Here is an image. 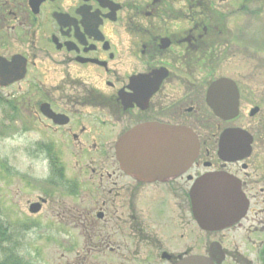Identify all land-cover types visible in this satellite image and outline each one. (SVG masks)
Wrapping results in <instances>:
<instances>
[{
  "label": "flooded vegetation",
  "instance_id": "obj_1",
  "mask_svg": "<svg viewBox=\"0 0 264 264\" xmlns=\"http://www.w3.org/2000/svg\"><path fill=\"white\" fill-rule=\"evenodd\" d=\"M0 75L20 251L264 264V0H0Z\"/></svg>",
  "mask_w": 264,
  "mask_h": 264
},
{
  "label": "rangeland",
  "instance_id": "obj_2",
  "mask_svg": "<svg viewBox=\"0 0 264 264\" xmlns=\"http://www.w3.org/2000/svg\"><path fill=\"white\" fill-rule=\"evenodd\" d=\"M257 82V81H256ZM15 94V93H13ZM3 143L0 140V164L3 160L4 153H6L5 148H3ZM20 158V156L18 157ZM21 204L17 197V188L16 183L12 182L10 186L6 187L3 184V181L0 178V220L7 221V224L10 228L9 239L13 244L5 243V252L8 254L13 253L15 257H24L25 264H51V257L47 258V255H50L49 252L44 254L39 251L38 246L34 240L33 236H25V241H22L23 250L20 251L19 246H16L15 240L12 239V235L19 233V218H20ZM1 223V221H0ZM27 238V239H26ZM25 250V251H24ZM24 254H23V253ZM7 253H0V259L6 257ZM30 259V260H29ZM44 260V261H43ZM49 262V263H48Z\"/></svg>",
  "mask_w": 264,
  "mask_h": 264
},
{
  "label": "water",
  "instance_id": "obj_3",
  "mask_svg": "<svg viewBox=\"0 0 264 264\" xmlns=\"http://www.w3.org/2000/svg\"><path fill=\"white\" fill-rule=\"evenodd\" d=\"M1 75H0V80L1 79ZM18 77H14L12 80H16ZM234 83L231 80L228 79H221L217 82H215L211 89H210V94L213 95V97H215V95L220 94L222 91L227 92V91H231L234 90ZM236 90V89H235ZM236 109V107H227L226 105L221 106V105H214V110L218 115H224V111L225 110H233ZM202 220L204 221L205 219L202 218ZM186 264H210L206 259L200 258V259H195V260H190L189 262H186Z\"/></svg>",
  "mask_w": 264,
  "mask_h": 264
},
{
  "label": "trees",
  "instance_id": "obj_4",
  "mask_svg": "<svg viewBox=\"0 0 264 264\" xmlns=\"http://www.w3.org/2000/svg\"><path fill=\"white\" fill-rule=\"evenodd\" d=\"M0 241H1V233H0ZM0 264H24L21 259L15 257L13 253L9 254L8 257H5Z\"/></svg>",
  "mask_w": 264,
  "mask_h": 264
}]
</instances>
